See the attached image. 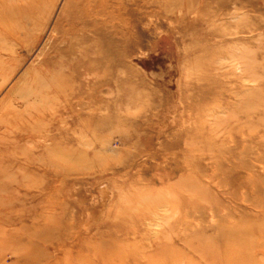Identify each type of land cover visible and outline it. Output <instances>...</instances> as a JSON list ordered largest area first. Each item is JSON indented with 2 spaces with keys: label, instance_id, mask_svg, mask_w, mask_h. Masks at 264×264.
I'll use <instances>...</instances> for the list:
<instances>
[{
  "label": "rangeland",
  "instance_id": "rangeland-1",
  "mask_svg": "<svg viewBox=\"0 0 264 264\" xmlns=\"http://www.w3.org/2000/svg\"><path fill=\"white\" fill-rule=\"evenodd\" d=\"M1 15L0 109L44 58L67 87L2 158L4 181L31 157L58 166L30 177L36 215L16 192L26 234L0 264H264V0H0ZM40 131L59 145L36 147Z\"/></svg>",
  "mask_w": 264,
  "mask_h": 264
},
{
  "label": "bare ground",
  "instance_id": "bare-ground-1",
  "mask_svg": "<svg viewBox=\"0 0 264 264\" xmlns=\"http://www.w3.org/2000/svg\"><path fill=\"white\" fill-rule=\"evenodd\" d=\"M5 15L6 14H3V16ZM1 19L2 15L0 17V27L3 26ZM4 31H6V29ZM7 31L8 33L10 32L8 29ZM55 64L56 62L52 61L51 58H44L41 60L40 65L36 67L32 73L24 77L23 83L15 88L7 103H5L3 108L0 109V167L3 163L2 158L8 160L12 159V153L8 150L10 145L11 147H13V145L14 147H17L22 140L32 141V138H35L36 134H38L37 131L34 130L32 122L35 118L39 120L38 115L45 109L48 101L45 97H58L66 90L67 83L65 79L60 76H56L55 73H51V69L53 68L52 66H55ZM36 101H42L43 103ZM73 112L76 113L75 111ZM38 137H40L41 141H37L38 144L36 147L41 146L44 141L47 140H50L51 142L49 146L51 149L52 147L55 149V146L59 145V142L55 141L53 133L40 131ZM52 153L55 154L54 152ZM54 157L28 158L23 161L22 166H19L18 168L19 171L17 172L20 173V175H18V179L12 178L4 181V179L2 180L0 178V242L5 243L7 239L21 240L23 235L26 234L23 229H20L18 226V223L23 221L26 216H24V213H22L20 209H18L15 215L12 216L10 214V205L12 206L14 202L20 200L18 197L16 198V192L18 191L17 193H20L23 191L25 192V195H23L24 201L30 198L32 204L30 208H27V218L31 215H36L34 208L37 203L36 189L38 185L35 181L31 183L29 180L30 177H33L34 174L39 172L41 169H43L44 175L51 177L52 171L55 172L54 168L58 166V161ZM64 158L66 157H62L63 161H66ZM58 169H60L62 174H67L69 172V167L63 165H59ZM1 175H3V172L0 174V177ZM50 188L51 187H48V189ZM168 192L169 191H167V193ZM146 198L144 197V199ZM30 222V229H33L36 225V221L31 217ZM5 244H7V242ZM199 252L205 253L204 250H199ZM225 258L227 260V264H234V261L228 260L226 256Z\"/></svg>",
  "mask_w": 264,
  "mask_h": 264
}]
</instances>
